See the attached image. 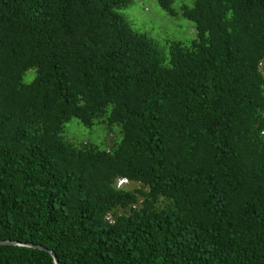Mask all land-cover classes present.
Wrapping results in <instances>:
<instances>
[{
    "label": "trees",
    "instance_id": "16d2710c",
    "mask_svg": "<svg viewBox=\"0 0 264 264\" xmlns=\"http://www.w3.org/2000/svg\"><path fill=\"white\" fill-rule=\"evenodd\" d=\"M156 1L168 59L131 0H0V264H264V0Z\"/></svg>",
    "mask_w": 264,
    "mask_h": 264
},
{
    "label": "rangeland",
    "instance_id": "374dc122",
    "mask_svg": "<svg viewBox=\"0 0 264 264\" xmlns=\"http://www.w3.org/2000/svg\"><path fill=\"white\" fill-rule=\"evenodd\" d=\"M174 1L173 6L178 9L182 3L191 5L192 0ZM118 11L133 29L151 38L166 59L169 58L170 43L181 42L189 45L196 36L191 21L179 14L169 15L156 0H131L127 6L119 8ZM63 136L66 141L74 145L91 143L101 149H110L121 139L120 129L115 124L107 127L104 123L96 122L88 127L75 117L64 124ZM117 185L128 189L139 186L137 183L132 184L128 180L120 181V179L117 180Z\"/></svg>",
    "mask_w": 264,
    "mask_h": 264
},
{
    "label": "water",
    "instance_id": "95a60500",
    "mask_svg": "<svg viewBox=\"0 0 264 264\" xmlns=\"http://www.w3.org/2000/svg\"><path fill=\"white\" fill-rule=\"evenodd\" d=\"M2 244H9V245H15V244H18L20 245V243L16 242V241H12V240H4V241H0V245ZM27 246H33V247H36V248H40V249H45L44 247L40 246V245H32V244H25ZM48 252L51 254V256L53 257L54 259V262L55 264H60L57 256L55 255V253L51 250H48Z\"/></svg>",
    "mask_w": 264,
    "mask_h": 264
},
{
    "label": "built area",
    "instance_id": "2783aa9c",
    "mask_svg": "<svg viewBox=\"0 0 264 264\" xmlns=\"http://www.w3.org/2000/svg\"><path fill=\"white\" fill-rule=\"evenodd\" d=\"M121 180H126V179H120V181H121Z\"/></svg>",
    "mask_w": 264,
    "mask_h": 264
}]
</instances>
